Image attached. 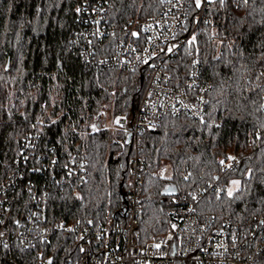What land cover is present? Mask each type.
I'll use <instances>...</instances> for the list:
<instances>
[{
    "label": "trees",
    "instance_id": "16d2710c",
    "mask_svg": "<svg viewBox=\"0 0 264 264\" xmlns=\"http://www.w3.org/2000/svg\"><path fill=\"white\" fill-rule=\"evenodd\" d=\"M84 2L107 5L117 25L147 19L159 5L158 0H0V185L13 170L23 138L38 132V152L51 149L62 164L79 156L88 169L86 180L72 184L39 178L49 190L46 216L104 223L124 200L129 146L123 131L92 133L90 123L102 109L130 115L143 83L138 72L96 69L83 61L72 35L75 6ZM207 15L210 21L200 22L177 62L181 70L173 73L183 83L197 62L204 79L213 83L205 120L167 117L139 138L148 172L171 168L170 177H146L139 217L142 244L169 234L168 213L180 195L215 182L220 159L229 156L242 160L240 172L225 178L238 175L239 188L231 195L209 192L200 211L218 221L264 220V0H214ZM170 187L176 188L175 196L165 194ZM16 193L9 222L31 206L25 186ZM63 239L51 240L50 251L65 252ZM14 254L37 257L19 250ZM6 255L0 245V264H16Z\"/></svg>",
    "mask_w": 264,
    "mask_h": 264
},
{
    "label": "built area",
    "instance_id": "2783aa9c",
    "mask_svg": "<svg viewBox=\"0 0 264 264\" xmlns=\"http://www.w3.org/2000/svg\"><path fill=\"white\" fill-rule=\"evenodd\" d=\"M156 13L147 19L114 24L110 10L102 2L75 6L76 26L72 43L83 61L96 69L138 72L142 86L130 115L115 116L102 109L92 119V133L104 129L121 130L129 138L127 190L119 211L107 222L53 221L46 216L49 190L44 177L58 184L86 180L87 164L73 156L62 164L50 149L38 152L40 134H27L13 160V170L0 185V245L7 259L19 264H264V220L218 221L213 214L200 211L211 191L230 192L240 177L225 178L242 169L236 156L220 159V175L215 182L192 195H180L168 213L169 234L159 241L140 242L139 217L144 204L146 177L166 178L165 169L149 171L139 140L142 132L156 129L167 117L187 116L204 121L213 83L204 79L197 62L180 83L177 62L190 47L200 22H209L212 2L201 0H158ZM135 33V35H134ZM45 105V103H44ZM262 133L256 135L261 139ZM251 140H255L251 136ZM223 161V163H221ZM38 175V178H34ZM43 177V179H39ZM41 181V185H39ZM25 186L31 206L21 218L11 216L17 188ZM15 220V221H14ZM62 236L68 240L66 242ZM63 239L67 250L50 251L51 240ZM63 245V244H62ZM15 250L36 253V258H16Z\"/></svg>",
    "mask_w": 264,
    "mask_h": 264
},
{
    "label": "rangeland",
    "instance_id": "374dc122",
    "mask_svg": "<svg viewBox=\"0 0 264 264\" xmlns=\"http://www.w3.org/2000/svg\"><path fill=\"white\" fill-rule=\"evenodd\" d=\"M165 169V175L166 177H170L171 176V168L167 165H163L162 166ZM239 188V183H231V191H235Z\"/></svg>",
    "mask_w": 264,
    "mask_h": 264
},
{
    "label": "water",
    "instance_id": "95a60500",
    "mask_svg": "<svg viewBox=\"0 0 264 264\" xmlns=\"http://www.w3.org/2000/svg\"><path fill=\"white\" fill-rule=\"evenodd\" d=\"M9 61H8V64H7V68H8V65H9ZM126 142L129 143V138L127 139ZM165 194H167L168 196H175L177 194V190H176V188L170 187V188H168L165 191Z\"/></svg>",
    "mask_w": 264,
    "mask_h": 264
},
{
    "label": "snow or ice",
    "instance_id": "6c2138e0",
    "mask_svg": "<svg viewBox=\"0 0 264 264\" xmlns=\"http://www.w3.org/2000/svg\"><path fill=\"white\" fill-rule=\"evenodd\" d=\"M208 2H212V0H208ZM220 2L223 3V0H220ZM245 2H246V0H245ZM200 6H201V0H196V7L199 8ZM134 35H135V33H134ZM194 39L195 38L193 37V40ZM229 158L233 159L232 157H229ZM221 163H223V161ZM233 183H239V182L238 181H234ZM229 195H231V192H229Z\"/></svg>",
    "mask_w": 264,
    "mask_h": 264
}]
</instances>
